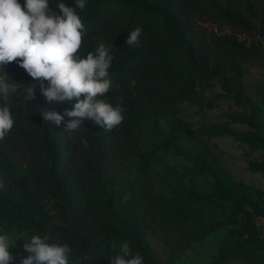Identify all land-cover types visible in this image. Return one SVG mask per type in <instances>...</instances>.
<instances>
[{"label": "trees", "instance_id": "16d2710c", "mask_svg": "<svg viewBox=\"0 0 264 264\" xmlns=\"http://www.w3.org/2000/svg\"><path fill=\"white\" fill-rule=\"evenodd\" d=\"M59 2L49 0L57 13ZM63 2L71 7L75 0ZM77 12L87 29L81 55L101 42L111 45L112 86L105 98L124 106V121L105 131L85 119L77 131L66 132L71 118L64 114L75 98L47 104L39 83L17 63L0 69V76L6 73L17 87L10 98L15 124L0 141V229H29L49 235L51 242L67 243L69 264H110L124 241L145 264H179L186 245L220 227L227 231L213 264L253 253L264 256L258 222L264 218V190L229 177L214 155L205 154L207 168L202 166L212 175L208 192L181 184L171 197L157 194L151 200L141 188L149 181L153 150L139 154L138 177L119 198L105 206L96 200L116 162L110 149L121 155L138 143L146 123L163 116H170L185 138L195 139L201 132L230 134L264 150L262 128L240 133L229 126H207L197 131L178 114L187 101L215 106L204 91L216 79L224 91L220 97H242V64L264 58V0H87ZM137 26L143 29L141 44L131 48L125 40ZM32 83L37 84L35 98L27 100ZM55 108L64 115L59 126L41 114ZM230 117L250 121L243 115ZM247 167L264 172V157L251 158ZM151 237L164 245V260L155 255ZM27 255L22 249L15 264Z\"/></svg>", "mask_w": 264, "mask_h": 264}, {"label": "clouds", "instance_id": "9594fccd", "mask_svg": "<svg viewBox=\"0 0 264 264\" xmlns=\"http://www.w3.org/2000/svg\"><path fill=\"white\" fill-rule=\"evenodd\" d=\"M86 3L87 0H75L70 7L61 0L56 3L57 13L50 8L49 0H24L23 5L19 0H0V69L17 63L39 83L47 104L58 105L75 98L73 108L64 114L71 118L66 132L77 131L85 119L105 131L124 121V106L113 105L105 98L112 86L111 45L101 42L81 55L87 29L77 9L83 10ZM142 33L141 26L135 27L125 43L131 48L140 46ZM9 81L6 73L0 76V141L5 140L15 124L10 98L17 87ZM36 88V83L27 85V100L35 98ZM41 114L45 121L57 126L64 121V115L56 108L45 109ZM3 186L0 179V188ZM23 240V250L28 255L19 264H69L72 249L67 243L51 242L47 234L43 237L33 234ZM15 242L6 230L0 229V264H11L17 259L10 251ZM110 264H145V261L139 253L133 254L129 243L124 241L119 253L110 258Z\"/></svg>", "mask_w": 264, "mask_h": 264}, {"label": "rangeland", "instance_id": "374dc122", "mask_svg": "<svg viewBox=\"0 0 264 264\" xmlns=\"http://www.w3.org/2000/svg\"><path fill=\"white\" fill-rule=\"evenodd\" d=\"M242 68L244 94L240 99L233 95L220 97L224 91L220 80L216 79L204 91L205 96L215 102V106L209 108L205 104L183 102L179 106V116L191 122L197 131L207 126H229L240 133L260 131V128L264 133V58L245 61ZM231 114L246 116L250 121H234ZM153 150L155 152L151 153L152 160L148 169L149 181L141 188L146 189L151 200L157 194L171 197L181 184L204 192L210 191L212 175L207 169H202V166L206 167L205 154L214 155L232 179L264 190V172H254L247 167L251 158L263 159L262 148L243 143L230 134L209 136L201 132L197 138L188 139L179 133L170 116H163L146 123L138 143L126 148L121 155L114 148L110 149V155H113L116 162L112 163V172L104 180L105 189L97 193L96 200L100 206L121 196L128 182L138 177L139 154ZM154 203H150V206ZM258 222L264 232V218H259ZM226 231V227H220L186 245L178 263L213 264ZM8 234L13 243L19 238L15 246L10 248L17 257L11 262L15 264L23 249V238H30L35 233L26 229ZM151 244L155 255L164 260L167 255L164 245L152 237ZM223 264H264V256L253 253L246 258L231 257Z\"/></svg>", "mask_w": 264, "mask_h": 264}]
</instances>
